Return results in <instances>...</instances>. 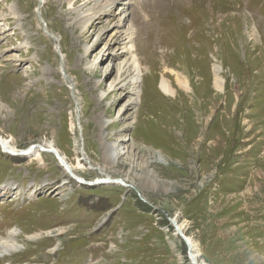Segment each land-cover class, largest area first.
Segmentation results:
<instances>
[{
    "label": "rangeland",
    "instance_id": "obj_1",
    "mask_svg": "<svg viewBox=\"0 0 264 264\" xmlns=\"http://www.w3.org/2000/svg\"><path fill=\"white\" fill-rule=\"evenodd\" d=\"M156 1L115 9L125 38L112 15L76 25L65 0H0V137L52 142L86 179L0 144V235L23 244L0 264H264V0ZM128 56L137 99L111 84Z\"/></svg>",
    "mask_w": 264,
    "mask_h": 264
},
{
    "label": "bare ground",
    "instance_id": "obj_2",
    "mask_svg": "<svg viewBox=\"0 0 264 264\" xmlns=\"http://www.w3.org/2000/svg\"><path fill=\"white\" fill-rule=\"evenodd\" d=\"M65 1L68 4L72 5V6H74L76 4L75 0L74 1L73 0H65ZM154 1H156V0H154ZM157 1L155 3H157ZM131 2H132V0H94L93 4L91 6H88L87 8H85L84 11L83 10L82 11H78L77 8H75V6H74L73 10L76 11V15H75L74 18H77V20H75V21H79L78 23L76 22V25H80V26L83 25L85 27L86 24H89L90 22H92L96 18H99L100 16L106 17L108 15H112V18L109 19L107 24L113 22V26L118 30L117 37H119V36L122 37V35L124 34L123 37L127 38L129 36V31L131 30L132 26L131 27L127 26L126 30H124L125 29L124 28L122 32L120 31V29L125 27L123 22H125L127 20V15L125 17L123 16L122 21H121V20H118L117 18H115L114 14H115V9L116 8H120V11H122V12L126 11V9L128 8L127 6H129ZM143 2L152 3L153 4V0L152 1L151 0H143ZM180 5H181V2H180ZM184 11H185V9H184ZM113 15H114V17H113ZM137 18L132 19V21L136 22ZM149 20H150V18H149ZM143 32H145V31H143ZM109 47H108V49H109ZM83 48L85 49V51H88V47H86L85 45H84ZM122 52H124V54L128 53V51L127 52L126 51H121L120 53H122ZM127 58H128V60L126 62H124V63H123V61L120 62V63L118 62L119 65L116 68L117 69L116 70V74L113 77V79L111 80V84H113V87L115 88L116 86H118L119 83L122 82V84L120 85V88L125 89L123 94L124 95H126V94L135 95L136 94L135 98L137 99L140 96V93H141V88H142L141 84H142L143 79L141 78V72L138 69V65L135 64V62L133 61V59L135 60V56H131L130 58H132V59H130L129 56ZM213 68H214V71H213V84L212 85H214V89L221 91L223 89L222 86H223V81H224V79L219 74V72L221 71V67L219 65H217V66H214ZM108 73H106L105 76H107ZM130 75H132V76L134 75L135 77H132V76L129 77ZM177 84H178V86H180L183 89H187V90L189 89L188 88L189 84L186 81V79H183L181 77H177ZM122 85L125 86V87H122ZM157 88L159 89V91L162 94H164L166 96H172L173 97L174 89H173V87H171L169 81H167L163 76L160 77V79H158ZM127 100H129V99H127ZM132 104H133L132 101H128V103H127L128 108ZM125 110H127V109H125ZM106 124H107V122L103 121L102 122V127H105ZM100 135L102 136L101 133H100ZM121 142H127V140L125 138H122V139H119L118 141L115 140V141L108 142V143L106 142V144L104 143L105 154H106V157H107V159L109 161L111 160L112 162H114L115 159L119 155L124 153V147H123ZM0 144L4 148L10 150V154L12 152H16V153H18L16 155H21V156H26V157H34V158L38 159L39 161L41 160L40 159V154H42V152L52 153V154L55 155L56 159L58 160V163L63 167V169L65 170L66 173L69 174V172H70L71 174H73L74 175L73 178L76 179L77 182H79L81 184H84V182L86 181V179L84 177L77 176L76 173H74V170H73V167L71 166V164L66 162L65 158L59 153L58 149L54 146V143L52 144V142L51 143H47L45 145L46 148H44V149H43V147H42V149H40V147H39L40 145H36V146H29V147H27L25 149H21V151L19 149L18 150L15 149L13 146L8 145V142L6 140H4L3 138H1V137H0ZM69 176H70V174H69ZM99 179H102V178H99ZM107 180H108V178H107ZM107 180H104L102 183L109 182ZM65 183H67V180L65 182H62V185L65 184ZM111 183L118 184V185H121V186H126L125 185V180H121V179H118V180H115V181L113 180V182H111ZM181 228L182 227L180 225L176 226V229H178V230H180ZM4 232L5 233L3 235H0V259H3L7 255H11L13 253H18L23 248V244H21L19 242V240H18V237H19V231L18 230L16 231V229H14V228H11V229L8 228ZM50 233H51V231L46 230V232H44L43 234H46V236H47ZM59 233H61V232H59ZM39 236H40L39 233L38 234H27V235H24V239L29 240V239H32V238H35V237L37 238ZM184 238H185V236H184ZM184 240L187 241V238H185ZM189 243L192 244L191 241ZM191 254H192L191 258H192L193 262L195 260V263H198L197 259H195L197 255L195 253H193V252Z\"/></svg>",
    "mask_w": 264,
    "mask_h": 264
},
{
    "label": "water",
    "instance_id": "obj_3",
    "mask_svg": "<svg viewBox=\"0 0 264 264\" xmlns=\"http://www.w3.org/2000/svg\"><path fill=\"white\" fill-rule=\"evenodd\" d=\"M70 173V172H69ZM182 236V235H181ZM183 237V236H182ZM196 264V263H195Z\"/></svg>",
    "mask_w": 264,
    "mask_h": 264
}]
</instances>
